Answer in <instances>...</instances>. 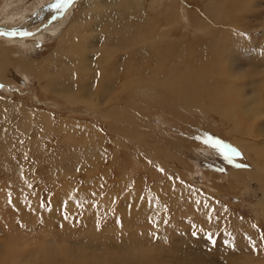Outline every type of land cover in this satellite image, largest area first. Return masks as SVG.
<instances>
[{
	"label": "rangeland",
	"instance_id": "1",
	"mask_svg": "<svg viewBox=\"0 0 264 264\" xmlns=\"http://www.w3.org/2000/svg\"><path fill=\"white\" fill-rule=\"evenodd\" d=\"M144 1L147 17L162 31L173 30L170 37L179 44L209 40L196 26L208 0H150L155 2L150 11L149 0ZM48 3L0 0V53L8 52L15 65L0 82V264H264V181L253 167H264V0H242L231 12L227 8L237 26H214L211 38L220 40L209 50L226 44L224 70L240 88L233 98L235 113L248 118L239 131L256 136V146L245 153L233 147L242 137L233 133L231 122L217 113H190L163 94V107L151 106L145 114L129 111L143 123L115 126L106 111L110 95L125 101L120 88L126 67L118 71L116 92L109 91L96 107L70 103L65 93L46 87V79L22 73L25 65L52 70L68 65L70 48L59 51L56 43L72 21H86L80 20L83 11L95 5L75 0L68 5L70 13L58 18L59 29L50 33L48 27L64 9L34 23ZM95 29L91 40L100 36ZM87 47L84 56L72 60L84 57L90 65L95 54ZM124 55L117 51L115 57L121 62ZM86 81L76 95L91 90L95 79ZM251 136L244 138L248 144ZM215 141L220 145L213 146ZM131 205L137 214L130 218Z\"/></svg>",
	"mask_w": 264,
	"mask_h": 264
},
{
	"label": "bare ground",
	"instance_id": "2",
	"mask_svg": "<svg viewBox=\"0 0 264 264\" xmlns=\"http://www.w3.org/2000/svg\"><path fill=\"white\" fill-rule=\"evenodd\" d=\"M94 1L95 5L90 10V12L86 13L88 10L83 11V14L80 18V20L86 19V21L81 23L78 20L72 21L71 24H69L62 32L56 43L55 48L59 51H63L66 48L68 50L70 48L71 51L69 54L67 53L68 57L71 58V60H68L69 62H67L68 65H62L64 69L62 67H58L57 65L56 66L58 69H55L56 66H53V70L49 67L51 71L48 70V67L43 66V64L42 66L38 67L35 64L28 66L25 65L21 67L22 73L26 72L28 75H36L41 77V79H46L48 81L46 87H49L51 90H60L61 92L65 93L67 96L66 98L69 99L70 103H77L80 101L81 103H89L91 107H96L98 106V103L95 104V102H98L101 98L105 99L109 91L113 93L116 92L117 86L120 85L118 83V75L120 72L118 71H123V68L126 67L127 72L121 80L122 85L120 88L121 93L125 94V101L122 102L120 96L118 97L116 94L110 95L109 101H111V104H108L110 106H107L109 109L106 111V113L108 112L109 116L113 118L112 122H114L115 126H117V123L121 121H126L127 123L131 121L143 123L141 119L137 118L139 120H136L133 118V114L132 117H129V111H136L140 114H145L151 111V109H149L151 106L163 107L165 105L163 95H165L167 98H171L172 101L174 100L175 104H178L180 108L187 110L190 113H217V115L220 116L219 118L222 120H228L231 122L234 126H232L233 133L239 132L238 134H240L242 137V140L238 142L239 145L236 143L233 147L238 148L245 153V149H251L252 146H256V136H254L250 131H245L244 133H240L239 131V128H241L239 127L240 124L244 121H248V118H245L246 115H244L242 118H237L235 113L236 103H234L233 98H238L237 89L240 91V88H238L239 85L236 86L237 83L231 81L230 76L232 75H229L224 70V65L226 64L227 60L226 62L223 60V51L226 50V44L222 45V49L219 48L220 46L217 49H214L213 53H210L209 51L211 47L216 46V44L218 45L217 41L219 42L220 40V38H218L219 36L214 37L213 39L211 38V36L215 33L213 31H217V29H213L214 26L221 24L225 27L227 25L229 26L230 24L235 27L237 26V21L232 20L229 12L227 13L226 10L229 7V11L230 9L233 10V6L235 4L238 6L242 0H208L201 9L203 18H206L208 21L206 19L200 18L196 20V26L198 27V31L202 33L203 36L205 35L206 37H209V40H205V43L203 44H196L192 41H186L184 43L185 45H181V43L179 44L177 39L170 37L173 35V32H169L173 30L166 28L167 31H162V26H160L152 18L147 17V13L143 8L145 2L144 0H121L120 2L119 0H108L106 5L102 0L101 2L97 0ZM66 2L65 0H55L54 2L50 0V3L46 4L47 6H43V9L35 18L34 23L40 19L47 20V18L50 16H53L64 9L60 16L57 15L58 17L53 19L52 25L50 24L48 27L49 29H47V31H50V33L56 32L59 29L57 23L60 20L58 18L61 16L65 17L68 15V12L70 13V7H68L69 4L67 5ZM74 2L75 0H73V2L70 1V5H73ZM154 3H150L149 0V11L153 8L152 4ZM193 3L198 5L196 1H193ZM94 8L96 9L94 10ZM166 9L168 10L167 15H169L171 13L170 9L168 7ZM93 11L99 15L98 18L92 15ZM93 19H96L98 24L96 26H94V24L93 26L92 24L91 26H88L87 21L91 22ZM30 26L32 27V25ZM245 26L247 27V25ZM95 28L97 31L99 30L100 35L94 39L97 40L96 43H94V40H91L88 36L90 33H92L91 29ZM222 32L226 33L225 30ZM48 33L49 32H47V34ZM235 34L237 33L235 32ZM93 37L94 35H92L91 38ZM72 42H78L79 46L68 45V43ZM88 44L92 48V52L95 54L92 60L87 61L91 64L85 65V62L83 63L81 60V58L84 57H81L76 62L73 61L72 58L78 55L84 56V49H88ZM220 44L223 43L220 42ZM80 47L82 48L81 50ZM117 51L125 52V55L122 56L121 62H119L115 57ZM3 55H5V57ZM20 62L22 61L20 60ZM69 63H71L73 66H70ZM13 65L9 59L8 52L3 51L0 53V82L7 81V79L5 80V77H7L6 72H8L9 69L13 67ZM66 69L72 70L68 71ZM91 77L95 79L94 83L91 84L92 87L89 86L91 90L88 89V91H85L83 94L81 93L80 96L76 95L75 92L85 89L86 86L83 83ZM73 78L77 79L76 81H78L76 85L71 84L70 82V80ZM114 78L115 81L113 80ZM256 78H258V76ZM236 80L237 79H235V81ZM229 89H231V91H229ZM231 93L234 94V97H232L233 95H231ZM102 100L101 102H103ZM168 102H166V107H170ZM261 106L262 105H260V107ZM169 109L173 108L170 107ZM252 114L254 115L255 113L252 112ZM251 135L254 136V140H252L253 144H248V142H246L247 139L244 140V138ZM95 154L93 153V155ZM86 156V159L89 160V154ZM97 156L98 155H96V157ZM253 167L257 168L256 171L258 172V179L260 182H263L264 167H257L255 164H253ZM13 205H16L15 202ZM36 209L37 208H35V210ZM129 211L130 218L137 214V210L134 209L132 205L129 207ZM234 226L237 230L241 229L238 223H235ZM245 227L241 229V232L250 235L251 231L247 230ZM10 257L15 258V256ZM248 264L255 263L250 262Z\"/></svg>",
	"mask_w": 264,
	"mask_h": 264
},
{
	"label": "snow or ice",
	"instance_id": "3",
	"mask_svg": "<svg viewBox=\"0 0 264 264\" xmlns=\"http://www.w3.org/2000/svg\"><path fill=\"white\" fill-rule=\"evenodd\" d=\"M22 35H31V33H22ZM220 143H221L220 141H215V144L213 146H218L220 145ZM236 154L239 155V153ZM225 159H229V158L226 156ZM193 235H195V233H193Z\"/></svg>",
	"mask_w": 264,
	"mask_h": 264
}]
</instances>
